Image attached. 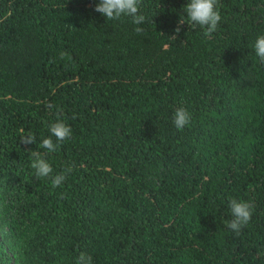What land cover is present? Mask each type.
<instances>
[{
	"label": "trees",
	"instance_id": "1",
	"mask_svg": "<svg viewBox=\"0 0 264 264\" xmlns=\"http://www.w3.org/2000/svg\"><path fill=\"white\" fill-rule=\"evenodd\" d=\"M98 2L0 0V264H264V0H218L210 37L187 0H142L139 25ZM29 149L72 167L61 186ZM231 199L253 205L239 234Z\"/></svg>",
	"mask_w": 264,
	"mask_h": 264
},
{
	"label": "clouds",
	"instance_id": "2",
	"mask_svg": "<svg viewBox=\"0 0 264 264\" xmlns=\"http://www.w3.org/2000/svg\"><path fill=\"white\" fill-rule=\"evenodd\" d=\"M142 0H99L95 5L94 10L100 13L108 20L119 21L122 17H131L132 23L139 25L145 20V17L140 14V4ZM218 0H187L183 7L186 13L187 20L193 26H199L203 30L206 37H210L217 29L221 21L220 13L217 9ZM184 21L179 20L175 31H180L179 25H183ZM137 33L143 31L142 28L136 27L134 29ZM254 52L261 64H264V35L256 38L253 45ZM67 53H61V58H64ZM51 107V105H49ZM191 116L187 109L181 107L177 108L174 116L173 123L177 130H183L185 126L190 124ZM50 135L42 139L39 148L45 149L47 153H54L58 150L61 143L71 137L72 130L62 121H56L49 125ZM55 138V142L53 141ZM19 143L22 145L36 144V137L33 133L21 134ZM30 151L32 161L31 168L34 170V175L37 178H50L51 186L53 188L59 187L66 180L67 175L71 173L72 167L68 166L60 173L53 175V168L49 164L45 155L40 151ZM228 207L232 219L227 221V227L234 233L239 234L241 229L245 227L251 220L253 205L243 200L231 199L229 200ZM75 264H92L91 256L85 252L79 253Z\"/></svg>",
	"mask_w": 264,
	"mask_h": 264
}]
</instances>
